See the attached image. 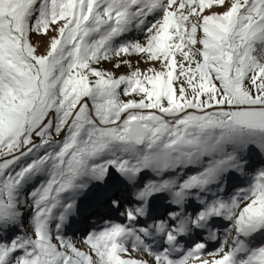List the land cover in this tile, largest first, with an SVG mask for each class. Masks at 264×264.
Here are the masks:
<instances>
[{
    "label": "snow or ice",
    "instance_id": "obj_1",
    "mask_svg": "<svg viewBox=\"0 0 264 264\" xmlns=\"http://www.w3.org/2000/svg\"><path fill=\"white\" fill-rule=\"evenodd\" d=\"M0 264H264V0H0Z\"/></svg>",
    "mask_w": 264,
    "mask_h": 264
},
{
    "label": "rangeland",
    "instance_id": "obj_2",
    "mask_svg": "<svg viewBox=\"0 0 264 264\" xmlns=\"http://www.w3.org/2000/svg\"><path fill=\"white\" fill-rule=\"evenodd\" d=\"M217 12H221L223 11L222 8L220 7H217L215 9ZM130 38L132 39H140L141 41L143 40V36L141 35V33L139 32H134L131 34ZM33 43L34 44H37L38 45V48H39V51L40 52H43L44 51V46L43 44L39 43V41L37 40V38L34 36L33 37ZM125 59H130L134 65V67H139L142 71L143 70H146L147 68L149 67H155L157 69H159V63L158 62H149V63H145L143 62V60H141L140 57H137V56H132V57H124ZM139 61V63H137ZM115 63V61H113L112 63H108V62H104L101 67H103L105 70H109V71H112L114 72V74L116 76H119L121 74H127L129 69L125 66H121V68L119 69H116L113 67V64ZM123 99H128L130 97H122ZM136 99H139L138 97H135ZM57 139H60V137H57ZM258 166V165H257ZM245 186H246V183H245ZM25 227H27V225H25ZM67 236L71 237L73 239V242L77 244V246H80L82 248H85L86 250V246H84L82 244V238L83 236L85 235V233H83L82 231L80 230H77V229H72V230H67L66 233H65ZM262 242V238H258L256 241H254V245H258L259 243Z\"/></svg>",
    "mask_w": 264,
    "mask_h": 264
},
{
    "label": "bare ground",
    "instance_id": "obj_3",
    "mask_svg": "<svg viewBox=\"0 0 264 264\" xmlns=\"http://www.w3.org/2000/svg\"><path fill=\"white\" fill-rule=\"evenodd\" d=\"M114 219H115V217H114ZM258 238H259V237H258ZM258 238H257V239H258ZM215 246H216V245H212L211 247H215Z\"/></svg>",
    "mask_w": 264,
    "mask_h": 264
}]
</instances>
